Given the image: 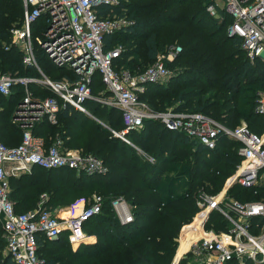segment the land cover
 Returning <instances> with one entry per match:
<instances>
[{
  "label": "trees",
  "instance_id": "obj_1",
  "mask_svg": "<svg viewBox=\"0 0 264 264\" xmlns=\"http://www.w3.org/2000/svg\"><path fill=\"white\" fill-rule=\"evenodd\" d=\"M212 4L218 15L208 11ZM97 8L100 15L113 9L134 19L132 25L105 35V49L117 40L134 37L144 50L134 49L137 43L124 48L115 61L118 70L127 64L132 73L142 72L171 45L182 47L173 60L166 61L168 67L177 68L169 82L148 83L140 93V99L153 104V109L200 111L230 127L245 120L253 130H264V115L255 111L258 93H264V61L253 64L243 57L242 38L228 33L233 16L216 0H121L118 5L100 4ZM23 19V0H0V74L41 78L35 66L23 62L21 49L12 41L11 29L21 26ZM36 53L42 71L51 79L76 78L73 70L55 65L38 46ZM130 56H135L137 63L128 61ZM28 88L34 98L54 96L59 104L57 122L45 115L34 122L35 134L44 136L48 145L59 136L66 147L93 153L108 166L105 174H88L65 166L35 165L11 177L10 197L20 212L35 210L45 194L52 210L94 194L104 199L102 211L84 224V230L97 235V241L74 250L67 234L55 240L39 236V264H171L182 226L200 210L195 192L200 188L212 194L221 190L240 162V143L221 137L213 149L202 143L193 145L185 132L169 129L160 120L146 119L140 129L127 134L136 147L111 130L124 128L118 108L87 100L92 117L65 105L42 83L32 81ZM93 89L95 94L105 89L99 73L93 78ZM25 96L22 84L14 85L9 96L0 92V137L7 145H18L22 140L24 128L14 117ZM2 99L6 103L1 104ZM230 192L242 201L257 198L252 189L238 184ZM119 196L135 205L134 219L125 224L112 208L111 201ZM196 225L200 228L199 219ZM206 227L219 231L227 229L228 222L213 211ZM3 233L0 224V264H16L4 252ZM179 264L201 263L189 253Z\"/></svg>",
  "mask_w": 264,
  "mask_h": 264
},
{
  "label": "built area",
  "instance_id": "obj_2",
  "mask_svg": "<svg viewBox=\"0 0 264 264\" xmlns=\"http://www.w3.org/2000/svg\"><path fill=\"white\" fill-rule=\"evenodd\" d=\"M224 7L233 16L228 27L229 35L242 38V47L248 57H264V0H223ZM121 0H23L24 19L21 26L11 29L13 43L23 53V62L35 66L43 77L17 76L10 72L0 74V92L9 96L13 86L22 84L26 96L16 109L14 121L24 128L18 145H7L0 137V224L8 254L16 264H39V236L57 239L63 230L69 231L72 243L80 244L88 239L85 222L102 211L104 199L95 194L85 204L79 198L70 206V216L60 217L47 206L45 196L38 207L29 211H17L10 197V173L20 175L33 166L44 168L70 167L88 174H105L108 166L103 159L79 148H68L61 137L47 144L44 136L33 132V124L48 115L57 122L59 104L54 96L36 99L28 84L36 81L44 84L64 102L95 117L86 105L95 100L102 105L118 108L122 112L124 128L111 129L113 133L135 145L127 134L140 129L146 119L160 120L167 128L185 132L213 149L221 137L239 142L240 162L225 183V189L217 194L203 191L196 195L201 228L183 225L176 254L171 264H179L191 253L201 264H262L264 263V130L257 132L243 120L235 127L200 111H177L174 107L155 110L140 99L146 85L163 81L171 76L167 60H173L182 50L171 45L156 60L139 73L128 68L116 69L115 61L122 55V45L105 49V35L132 25L134 19L114 13H98L100 4L118 5ZM217 2V0H216ZM218 4V3H217ZM208 9L217 14L214 4ZM40 47L52 62L76 73V78L65 76L53 80L38 63L36 47ZM9 46L7 45L6 48ZM99 73L105 89L95 94L93 78ZM255 111L264 115V93H258ZM140 149V148H139ZM152 160V159H151ZM234 184L252 189L254 199L242 201L228 198ZM82 205L79 207V203ZM112 208L122 224L134 219L135 206L124 196L114 198ZM218 211L228 222V228H207L211 213ZM187 228V229H186ZM183 241L186 248L179 255Z\"/></svg>",
  "mask_w": 264,
  "mask_h": 264
},
{
  "label": "rangeland",
  "instance_id": "obj_3",
  "mask_svg": "<svg viewBox=\"0 0 264 264\" xmlns=\"http://www.w3.org/2000/svg\"><path fill=\"white\" fill-rule=\"evenodd\" d=\"M217 3L220 5V6H223L224 5V1L223 0H217ZM208 9V8H207ZM208 11L210 12V13H212L209 9H208ZM134 43H137L133 48L134 49H138L139 50V52L140 53H143L144 52V50H143V48H142V45H141V42L139 41V40H137L136 38H129V39H124V38H122V39H120V40H117V42H116V44H118V45H122V49H124V48H126V47H128L129 45H133ZM243 57H248L247 55H246V53L244 52L243 53ZM250 60H251V62L253 63V64H256V63H258L259 61H264V57H262V58H258V59H251L250 57H248ZM133 60L134 61V63L136 62L137 63V59H136V57L135 56H130L127 60L129 61V60ZM123 68H129L128 67V65L127 64H123V66H122ZM169 68L171 69V74L172 73H174L175 71H176V67H174L173 65H170L169 66ZM41 73V72H40ZM23 74H27V75H30V71H24L23 72ZM41 77H43V74L41 73ZM40 78V77H39ZM170 77H168V78H166L165 80H163L162 82H165V83H168L169 81H168V79H169ZM53 80H55V79H53ZM247 84V83H246ZM188 88H192L193 86H187ZM3 100V99H2ZM3 103H6L4 100L1 102V104H3ZM151 108L153 107V104H151L150 102H149V104H148ZM148 157H149V159L151 160H155L154 159V157L153 156H151V155H147ZM13 176V174H11L10 173V175H9V181L11 180V177ZM229 177V176H228ZM227 179V178H226ZM11 183V182H10ZM225 183H226V181H225ZM225 189V184L223 185V187L221 188V190H224ZM205 189H202V188H200L198 191H196L195 192V195H198L199 193H202L203 191H204ZM221 190H219L218 192H220ZM206 191V190H205ZM208 192V191H207ZM217 192V193H218ZM217 193H213V194H217ZM95 195V194H94ZM93 195V196H94ZM45 196V199H49V195L48 194H45L44 195ZM228 198H227V200H229L230 198H232V197H235V198H237L236 196H235V194H234V192H228ZM92 197V196H91ZM91 197H83V198H85V204L87 203V202H89V200H90V198ZM82 198V197H81ZM80 198V199H81ZM238 199V198H237ZM129 201V200H128ZM130 202V201H129ZM131 203V202H130ZM82 205V202L81 203H79V207ZM133 204V203H132ZM134 205V204H133ZM135 206V205H134ZM196 216H197V214L195 215V217H194V219L191 221V222H189V223H187L186 225H191V226H187V228H195V224H196V221H198V218H196ZM200 223V222H199ZM198 224V223H197ZM207 224V223H206ZM196 226H198V225H196ZM183 227V226H182ZM186 228V229H187ZM200 228H201V226H200ZM182 229V228H181ZM216 229V228H215ZM217 230V229H216ZM182 232V231H181Z\"/></svg>",
  "mask_w": 264,
  "mask_h": 264
},
{
  "label": "crops",
  "instance_id": "obj_4",
  "mask_svg": "<svg viewBox=\"0 0 264 264\" xmlns=\"http://www.w3.org/2000/svg\"><path fill=\"white\" fill-rule=\"evenodd\" d=\"M81 205V204H80ZM70 206L71 205H68V206H63V207H60V208H58V209H56V212H57V214L60 216V217H68V216H70ZM67 234L66 236H67V238H68V241H69V243L71 244V246H72V248L74 249V250H76V249H78L81 245H83V244H91V243H95L96 241H97V239H98V237H97V235H95V234H90V233H88V239L85 241V242H82V243H80V244H74V243H72L71 242V240H70V237H69V231L67 230V229H65V230H63L62 231V233H61V235L62 234ZM55 240V239H54ZM4 252H5V254L6 255H9L8 254V251H7V247L5 246V249H4Z\"/></svg>",
  "mask_w": 264,
  "mask_h": 264
},
{
  "label": "bare ground",
  "instance_id": "obj_5",
  "mask_svg": "<svg viewBox=\"0 0 264 264\" xmlns=\"http://www.w3.org/2000/svg\"><path fill=\"white\" fill-rule=\"evenodd\" d=\"M185 248H186V242L183 241V244L181 245L180 250H179V255H178V257L181 255L182 251H183Z\"/></svg>",
  "mask_w": 264,
  "mask_h": 264
},
{
  "label": "water",
  "instance_id": "obj_6",
  "mask_svg": "<svg viewBox=\"0 0 264 264\" xmlns=\"http://www.w3.org/2000/svg\"><path fill=\"white\" fill-rule=\"evenodd\" d=\"M231 36H234V35H231ZM15 115H16V112H15ZM191 142L193 145H196L198 143L197 139H193Z\"/></svg>",
  "mask_w": 264,
  "mask_h": 264
}]
</instances>
